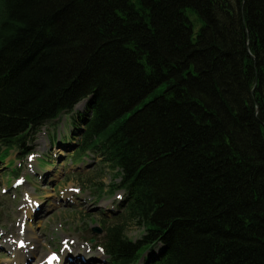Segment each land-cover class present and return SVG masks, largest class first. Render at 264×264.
<instances>
[{
  "label": "trees",
  "instance_id": "16d2710c",
  "mask_svg": "<svg viewBox=\"0 0 264 264\" xmlns=\"http://www.w3.org/2000/svg\"><path fill=\"white\" fill-rule=\"evenodd\" d=\"M64 115L120 179L110 264H264V0H0V152Z\"/></svg>",
  "mask_w": 264,
  "mask_h": 264
},
{
  "label": "rangeland",
  "instance_id": "374dc122",
  "mask_svg": "<svg viewBox=\"0 0 264 264\" xmlns=\"http://www.w3.org/2000/svg\"><path fill=\"white\" fill-rule=\"evenodd\" d=\"M84 107L79 104L74 115ZM72 123L70 115H64L44 127L33 154L22 160L13 151L0 152V234L6 233L9 239L13 235L15 245L30 227L27 234L44 244L39 256L25 264L37 263V257L47 255L54 259L48 264H110L101 247L102 221H115L120 211L123 193H111L120 179L94 154L73 159L78 140L66 141L67 147L61 142V137H71ZM125 224L131 240L142 236L143 229L130 221ZM6 239L0 244V264L13 259ZM24 246L22 241L18 249Z\"/></svg>",
  "mask_w": 264,
  "mask_h": 264
},
{
  "label": "bare ground",
  "instance_id": "6f19581e",
  "mask_svg": "<svg viewBox=\"0 0 264 264\" xmlns=\"http://www.w3.org/2000/svg\"><path fill=\"white\" fill-rule=\"evenodd\" d=\"M83 103L84 106H86L87 101L81 102ZM80 103V104H81ZM79 106V105H77ZM30 230V227L26 228V231L21 233V237L22 239L19 240L18 242L16 241V244H13L12 241V237L9 239V236L6 235V233L4 234H0V244H2V242L5 240V237L8 238V240L6 239V243L8 244V250L11 253L13 259L7 261L8 264H25L28 262V260L31 257L34 256H39V254L42 251V247H43V242L40 240V238H38L37 236H34L32 234H27V231ZM17 232V231H16ZM22 241H25V246L22 249H18V244L21 243ZM29 249L28 252H26L25 250ZM66 254V253H65ZM50 255H47L46 257H37V263H33V264H48L47 263V258ZM77 256V255H76ZM76 262H79V260L77 259V257H75ZM54 259L51 260L50 263H53ZM75 261V260H74Z\"/></svg>",
  "mask_w": 264,
  "mask_h": 264
},
{
  "label": "water",
  "instance_id": "95a60500",
  "mask_svg": "<svg viewBox=\"0 0 264 264\" xmlns=\"http://www.w3.org/2000/svg\"><path fill=\"white\" fill-rule=\"evenodd\" d=\"M98 232H101L99 229H96Z\"/></svg>",
  "mask_w": 264,
  "mask_h": 264
}]
</instances>
